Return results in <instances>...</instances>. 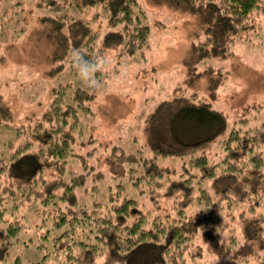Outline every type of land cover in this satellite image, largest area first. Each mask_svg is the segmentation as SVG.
<instances>
[{"label":"trees","instance_id":"obj_1","mask_svg":"<svg viewBox=\"0 0 264 264\" xmlns=\"http://www.w3.org/2000/svg\"><path fill=\"white\" fill-rule=\"evenodd\" d=\"M5 1L0 0V62L6 52L11 57L15 51L11 36L27 26L24 1L14 0L16 12ZM176 1L197 11L205 23L204 39L192 44L185 60L187 82L200 62L226 57L243 33L260 29L255 19L264 15V0ZM35 8L49 12L39 19L52 41L51 57L58 62L52 75L62 72L66 63L79 74L74 62L79 52L90 65H98L93 74L101 82L108 50L132 56L148 44L150 29L139 0H39ZM100 20L105 21V32ZM95 90V84H55L46 112L39 118L25 117L16 126L10 125L9 109L0 104V126L14 133L0 143V264H210L194 248L199 226L206 250L216 260L264 264V213L244 220L242 242L235 236L221 240L209 229L221 207L232 209L264 185V117L259 126L231 124L210 102L196 93L185 97L176 88L179 94L161 102L147 117L145 134L154 157L183 161L179 171L158 167L154 158L139 156L140 151L115 156L116 162L131 165V171L141 168V181L163 187L165 197L174 200V210L150 217L136 198L118 199L122 188L116 193L108 190L104 201L93 199L87 207L79 203L76 190L97 189L88 188V180H103V172L90 161L97 150L95 140L89 137L84 145L79 140L85 126L82 116L94 115ZM210 152L218 160L211 159ZM111 163V173L116 174ZM208 179L216 198L202 186ZM191 203L208 208H201L205 223L184 215ZM29 208L39 216L32 224L25 215ZM29 232L20 242L19 235ZM16 245L32 246L39 259L10 255Z\"/></svg>","mask_w":264,"mask_h":264},{"label":"rangeland","instance_id":"obj_2","mask_svg":"<svg viewBox=\"0 0 264 264\" xmlns=\"http://www.w3.org/2000/svg\"><path fill=\"white\" fill-rule=\"evenodd\" d=\"M23 1L26 30L11 36L15 51L11 57L6 52L5 60L0 62V104L9 109L11 126L19 125L25 117L33 115L39 118L45 113L55 84L88 86L67 63L62 72L51 74L58 62L51 57L52 41L39 19L48 11L35 8L39 0ZM139 3L145 14L144 21L150 29L147 46L141 53L132 56H123L118 50H108L103 64L105 77L101 82L98 81L99 76L89 73L91 84L96 85V97L91 104L94 115L82 116L85 126L79 140L83 145L89 137L95 140L93 148L97 147V150L90 161L95 170L103 172V180L98 183L88 180L86 186L97 189L83 191L78 188L76 193L79 203L90 207L93 199L104 201L108 190L116 193L119 192L117 188H122L119 200L125 196L136 198L139 207L142 206V210L152 217L172 212L174 200L165 197L163 187L154 188L151 181H141V168L131 171V165L116 162L115 156L119 153L136 155L140 151L139 156L154 158L158 167L179 171L183 161L173 157H154L147 147L145 134L147 117L161 102L179 94L176 88L185 97L196 93L197 98L210 102L214 108L225 113L231 124L259 126L264 117V15L255 19L260 29L250 34L243 33L241 39L230 46L231 53L226 57H209L200 62L193 80L187 82L185 60L192 44L199 43L205 37V23L201 15L183 7L176 0H139ZM16 4L14 0L5 1L12 12H16ZM100 21V29L105 32V21ZM215 82L216 86L210 89ZM13 137L11 129L0 126L1 144ZM79 145L82 144H76ZM78 151L85 153L84 149ZM209 155L211 159L218 160L212 152ZM110 163L117 170L114 171L116 174L111 173ZM202 186L215 196L209 179L203 181ZM186 207L185 216L194 215L198 221L203 218L201 208L204 206L201 204L191 203ZM259 213H264V185L249 193L243 201L235 203L232 209L221 207L209 229L220 235L221 240L227 241L228 236H235L242 242L244 220ZM25 215L30 224L39 217L34 208H29ZM201 222L205 223L203 220ZM200 228L195 232L194 248L202 253L203 261L224 264L206 250ZM27 234L31 235V232L19 235L20 242L26 240ZM14 254L22 260L35 261L40 257L32 246L16 245L10 251V255ZM248 264H254V261Z\"/></svg>","mask_w":264,"mask_h":264},{"label":"clouds","instance_id":"obj_3","mask_svg":"<svg viewBox=\"0 0 264 264\" xmlns=\"http://www.w3.org/2000/svg\"><path fill=\"white\" fill-rule=\"evenodd\" d=\"M74 62L82 81L88 86L93 87V85L91 84L89 73H94L97 70L98 65H90L88 61L84 60L83 54L79 52L75 53ZM82 65H88V67L85 68L82 67Z\"/></svg>","mask_w":264,"mask_h":264}]
</instances>
